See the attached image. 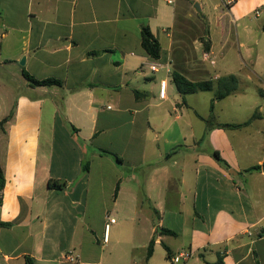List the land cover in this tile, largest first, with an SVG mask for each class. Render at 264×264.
Here are the masks:
<instances>
[{
    "label": "crops",
    "instance_id": "1",
    "mask_svg": "<svg viewBox=\"0 0 264 264\" xmlns=\"http://www.w3.org/2000/svg\"><path fill=\"white\" fill-rule=\"evenodd\" d=\"M184 1L0 0V122L12 113L0 129V264H173L181 251L189 264H264V0L190 3L209 49L201 78L186 77L239 80L215 122L214 90L183 103L172 81ZM24 72L63 85L31 87Z\"/></svg>",
    "mask_w": 264,
    "mask_h": 264
},
{
    "label": "trees",
    "instance_id": "2",
    "mask_svg": "<svg viewBox=\"0 0 264 264\" xmlns=\"http://www.w3.org/2000/svg\"><path fill=\"white\" fill-rule=\"evenodd\" d=\"M263 31H264V24H263ZM141 46L144 49V51L153 60H159L161 58V55H162L161 44L159 43L157 38L153 35L151 29L147 25H143L141 27ZM204 48H205V51L209 49L208 42L205 44ZM23 75L31 87H51V86L62 87L63 85V82L58 79L49 78V79H44V80H38L34 78L33 76L29 75L27 72H24ZM172 81L175 84L177 91L181 95L183 103L186 102V96L189 94L214 90L215 95L210 103L211 119L213 118L212 114L214 112L215 102L234 94L239 87V80L235 75H228L225 77H221L216 81H212V80L193 81L187 78L181 71L177 69H174L172 72ZM11 114L0 122V129H2L4 123L10 118ZM251 120L252 118L238 125L237 124H219L218 126L221 128H239V127L248 125L251 122ZM209 122H211V120L207 121L208 124ZM209 129H211V126H207V131ZM103 153H110V152L103 151ZM113 155L117 157L115 154ZM214 157L223 166L225 167L228 166L227 163L220 157L219 152L215 151ZM118 160L120 161V159ZM88 168H89L88 165L85 164L84 170L86 172L88 171ZM256 169H260V167L255 166L253 168H250L249 171L256 170ZM4 182H5L4 175H3L2 170L0 169V191L4 187ZM49 186L51 188H56V189H61L62 187L61 184H59L56 181H52V180L50 181ZM2 225L9 226L10 224L7 223V224H2ZM152 250H153V243L151 242L148 247V256L152 254ZM26 263L33 264L29 258H27Z\"/></svg>",
    "mask_w": 264,
    "mask_h": 264
},
{
    "label": "rangeland",
    "instance_id": "3",
    "mask_svg": "<svg viewBox=\"0 0 264 264\" xmlns=\"http://www.w3.org/2000/svg\"><path fill=\"white\" fill-rule=\"evenodd\" d=\"M192 0H186L183 4L177 8L176 24L172 30L173 37L175 38V45L173 50V68L183 72V74L191 79L201 78L202 62L201 55L202 50H205V40L207 35V19L200 12L194 4H190ZM200 98L204 99L205 96H211V92H197ZM203 96V97H202ZM205 105H200L199 110L202 113H206ZM236 115L237 119H245L247 117L246 112L240 111H227L220 112L222 117L226 115L230 116L232 113ZM219 117H215L212 120L215 122ZM115 234L112 231L111 243ZM106 256L108 252L106 251Z\"/></svg>",
    "mask_w": 264,
    "mask_h": 264
},
{
    "label": "built area",
    "instance_id": "4",
    "mask_svg": "<svg viewBox=\"0 0 264 264\" xmlns=\"http://www.w3.org/2000/svg\"><path fill=\"white\" fill-rule=\"evenodd\" d=\"M166 2L169 4H174L175 0H166ZM224 2L226 4H231L233 2V0H224ZM149 67L153 72L158 71V66L154 63L151 64ZM165 94H166V81L163 80V81H161V84H160V97L164 98ZM115 222H116L115 218H108V222L105 225L103 243L107 242L109 227L111 224H114ZM191 258H192V253L190 251H181L180 253H178L177 255H175L171 258V262L173 264H189ZM63 259H65L69 262H73L76 260V257L72 253H69V254L65 255L63 257Z\"/></svg>",
    "mask_w": 264,
    "mask_h": 264
},
{
    "label": "water",
    "instance_id": "5",
    "mask_svg": "<svg viewBox=\"0 0 264 264\" xmlns=\"http://www.w3.org/2000/svg\"><path fill=\"white\" fill-rule=\"evenodd\" d=\"M196 7L198 8V10H200V7H199L198 4L196 5ZM24 61H25V59L23 58V59L21 60V64H22V65L24 64Z\"/></svg>",
    "mask_w": 264,
    "mask_h": 264
}]
</instances>
